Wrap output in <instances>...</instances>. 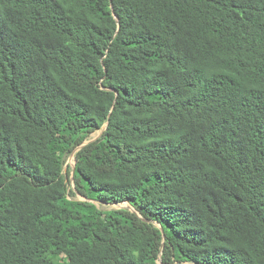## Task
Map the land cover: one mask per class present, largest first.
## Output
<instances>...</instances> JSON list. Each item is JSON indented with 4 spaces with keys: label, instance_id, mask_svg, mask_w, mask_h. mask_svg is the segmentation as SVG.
Returning a JSON list of instances; mask_svg holds the SVG:
<instances>
[{
    "label": "trees",
    "instance_id": "trees-1",
    "mask_svg": "<svg viewBox=\"0 0 264 264\" xmlns=\"http://www.w3.org/2000/svg\"><path fill=\"white\" fill-rule=\"evenodd\" d=\"M0 264H264V0H0Z\"/></svg>",
    "mask_w": 264,
    "mask_h": 264
},
{
    "label": "rangeland",
    "instance_id": "rangeland-1",
    "mask_svg": "<svg viewBox=\"0 0 264 264\" xmlns=\"http://www.w3.org/2000/svg\"><path fill=\"white\" fill-rule=\"evenodd\" d=\"M101 131H102V129L95 131L94 133L91 134L89 139L91 140V139L99 137L101 135ZM71 155L68 157L67 163H66L70 166H72V164H73ZM66 172H67V167H64V173L66 174ZM70 178H71V176H70ZM70 178H69V180H70ZM74 185H75L74 180H72V182L70 180V185H69L70 189L74 190ZM70 198L85 200V197H83L82 195H76L75 197L70 196ZM96 204L100 209H103V210H113V209H119L120 208V206L117 204H106V203H103L100 201H96ZM122 206H128V205H122Z\"/></svg>",
    "mask_w": 264,
    "mask_h": 264
},
{
    "label": "water",
    "instance_id": "water-1",
    "mask_svg": "<svg viewBox=\"0 0 264 264\" xmlns=\"http://www.w3.org/2000/svg\"><path fill=\"white\" fill-rule=\"evenodd\" d=\"M112 1V0H111ZM116 95H118V91H116ZM107 126H108V123H106V124H104V126L102 127V131H101V135H102V133H103V131L104 130H106L107 129ZM100 135V136H101ZM99 136V137H100ZM99 137H97V138H99ZM97 138H94V139H88V140H86V141H84L80 146H78L75 150H74V152L72 153V154H75L76 153V151H78L79 149H81L84 145H86V144H88V143H90V142H92V141H94V140H96ZM76 159H75V162L72 164V166H71V168H72V174H71V178H70V180H71V182H72V180H74V177H73V175H74V172H75V170H76ZM65 167H68V164H66L65 165ZM74 189H75V185H74ZM78 195H80V194H78ZM86 199V198H85ZM92 202H94V203H96V201H98V200H91ZM101 202V201H100ZM123 203H128V206H122L121 204L122 203H116L117 205H119L120 206V208H129L131 211H134V212H136V213H138L136 210H135V208L131 205V204H129V202H123ZM144 220H146V219H144ZM147 221V220H146ZM149 221V220H148ZM154 224H156L157 226H159L160 228H161V226H160V224L158 223V222H153ZM162 229V228H161Z\"/></svg>",
    "mask_w": 264,
    "mask_h": 264
},
{
    "label": "bare ground",
    "instance_id": "bare-ground-1",
    "mask_svg": "<svg viewBox=\"0 0 264 264\" xmlns=\"http://www.w3.org/2000/svg\"><path fill=\"white\" fill-rule=\"evenodd\" d=\"M71 158H72V163H74L75 162V154H72ZM121 205H128V203H122Z\"/></svg>",
    "mask_w": 264,
    "mask_h": 264
}]
</instances>
